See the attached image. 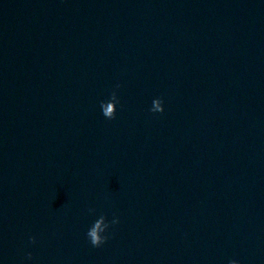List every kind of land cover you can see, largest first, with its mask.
Segmentation results:
<instances>
[{"label": "water", "instance_id": "95a60500", "mask_svg": "<svg viewBox=\"0 0 264 264\" xmlns=\"http://www.w3.org/2000/svg\"><path fill=\"white\" fill-rule=\"evenodd\" d=\"M233 259L264 264V0H0V264Z\"/></svg>", "mask_w": 264, "mask_h": 264}, {"label": "clouds", "instance_id": "9594fccd", "mask_svg": "<svg viewBox=\"0 0 264 264\" xmlns=\"http://www.w3.org/2000/svg\"><path fill=\"white\" fill-rule=\"evenodd\" d=\"M30 240L34 242V238L30 237ZM90 243L92 244L93 247H99L101 244L105 243L104 238L100 239H91ZM27 258L30 260L31 259V253H28ZM228 264H239L237 260H229Z\"/></svg>", "mask_w": 264, "mask_h": 264}]
</instances>
